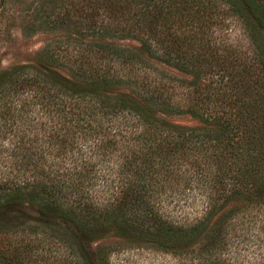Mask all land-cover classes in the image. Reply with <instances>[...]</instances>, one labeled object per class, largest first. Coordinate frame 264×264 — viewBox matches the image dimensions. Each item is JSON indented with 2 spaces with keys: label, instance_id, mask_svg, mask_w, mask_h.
<instances>
[{
  "label": "trees",
  "instance_id": "obj_1",
  "mask_svg": "<svg viewBox=\"0 0 264 264\" xmlns=\"http://www.w3.org/2000/svg\"><path fill=\"white\" fill-rule=\"evenodd\" d=\"M34 7L66 38L0 72V264H107L104 235L231 264L240 219L264 233V0Z\"/></svg>",
  "mask_w": 264,
  "mask_h": 264
},
{
  "label": "rangeland",
  "instance_id": "obj_2",
  "mask_svg": "<svg viewBox=\"0 0 264 264\" xmlns=\"http://www.w3.org/2000/svg\"><path fill=\"white\" fill-rule=\"evenodd\" d=\"M36 2L39 0H0V72L18 63L31 62L36 58L43 59V47L46 44L53 39L66 38V34L61 30L25 27L26 22L36 16L32 10ZM236 33L237 30L233 28L229 35L230 39H234ZM58 70L65 71V66H58ZM171 120L177 124H195V121L187 115L172 117ZM204 204L205 200L202 196L197 192H191L172 202L165 199L163 208L176 222L188 223L202 214ZM258 226L259 224L253 223L248 227L246 222L243 223V219L235 225L237 243L228 247L229 252L225 254L231 264H257L264 261V233L258 230ZM94 245L107 250V264H198L200 262L192 249L158 250L147 245L126 242L111 235L89 241V248Z\"/></svg>",
  "mask_w": 264,
  "mask_h": 264
}]
</instances>
